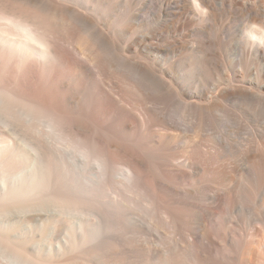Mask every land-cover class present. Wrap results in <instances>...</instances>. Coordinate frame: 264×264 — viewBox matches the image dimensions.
I'll return each mask as SVG.
<instances>
[{
  "label": "bare ground",
  "instance_id": "6f19581e",
  "mask_svg": "<svg viewBox=\"0 0 264 264\" xmlns=\"http://www.w3.org/2000/svg\"><path fill=\"white\" fill-rule=\"evenodd\" d=\"M157 123L181 134L147 140L143 215L100 195L104 137ZM1 128L25 138L22 196L42 186L66 216L55 247L0 232L5 261L264 264V0H0ZM129 153L140 187L148 159Z\"/></svg>",
  "mask_w": 264,
  "mask_h": 264
},
{
  "label": "rangeland",
  "instance_id": "374dc122",
  "mask_svg": "<svg viewBox=\"0 0 264 264\" xmlns=\"http://www.w3.org/2000/svg\"><path fill=\"white\" fill-rule=\"evenodd\" d=\"M74 70L68 71L69 75H74ZM120 85L129 92V95H136L138 88L132 82L131 85L120 77ZM112 113L119 115L115 107H110ZM110 116H95L94 122L104 128L111 126ZM197 128H190L186 131L188 137H196ZM18 134V133H16ZM181 134L179 130L168 125L157 123L150 130L139 132L137 129L129 134H108L104 137L105 147L109 148L108 153L115 158L118 163L115 168L116 177L106 183L100 189L103 198L117 195L118 197L131 201L138 214L146 215V192L145 183L150 180L154 163L147 153L149 139L151 143L162 141L164 137ZM24 138L22 134H18ZM6 130L0 131V232L17 243H26L33 248L40 246L55 247L61 238L60 221L66 216H60L55 210L56 204L49 198L48 193L42 188L27 197L20 193L21 187L26 180H32L29 162L19 156L26 146L24 142ZM25 140V138H24ZM115 142V147L109 146L111 141ZM108 146H107V145ZM17 152V153H16ZM129 152L139 154L148 159L149 168L142 169V183L140 187L130 183L123 172L126 169L125 163L132 162ZM15 154V155H14ZM22 157V158H21ZM124 166H123V165ZM92 163V167L95 168ZM34 170V169H33ZM30 170L29 172H31ZM37 172V171H36ZM12 189V190H11ZM136 189V190H134ZM106 191V194L102 192ZM114 192V193H113ZM112 193V195L108 194ZM108 195V197H107ZM105 196V197H104ZM142 218V216H140ZM145 237L146 234L143 233ZM0 264H12L0 257Z\"/></svg>",
  "mask_w": 264,
  "mask_h": 264
}]
</instances>
